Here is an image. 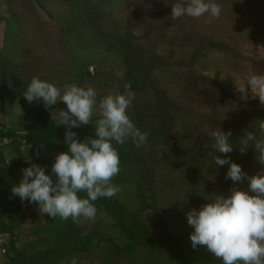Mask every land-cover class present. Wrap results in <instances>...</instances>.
Listing matches in <instances>:
<instances>
[{
    "label": "rangeland",
    "instance_id": "374dc122",
    "mask_svg": "<svg viewBox=\"0 0 264 264\" xmlns=\"http://www.w3.org/2000/svg\"><path fill=\"white\" fill-rule=\"evenodd\" d=\"M177 2L0 0V85L2 75L6 85L0 125L20 133L24 116L44 105L42 99L29 103L23 96L31 79L38 77L58 86L61 94L71 84L96 91L90 124L77 128L82 131L81 141L95 138L99 101L136 85L127 111L141 132L147 133V141L140 148L128 141L134 159L146 167V204L154 202L166 211L163 220L168 232L184 237L183 246L191 247L194 229L186 213L193 208L183 204V195L196 194L204 204L209 202L206 197L223 196L220 176L210 169L217 166L215 156L226 158V154L215 151L209 134L219 129L242 133L243 117L264 106L260 101L264 92L251 83L254 76L264 77L260 65L264 61V0H216L222 7L218 19L206 14L173 20L171 8ZM131 69L145 84L127 82L125 76ZM87 71L90 75L78 82ZM53 106L50 115L55 121L60 109L67 107L59 99ZM245 147L242 140L240 151L233 148L227 156L239 160ZM4 156L6 162L22 160L27 167L33 163L44 167L45 174L56 180L48 165L50 156L40 147L22 142L20 149L8 148ZM256 163L257 167L243 172L249 177L257 174L264 165ZM23 169L14 172L18 183ZM112 183L119 188L114 196L133 210L141 208L135 185ZM230 183L248 190L247 180L234 185L230 179ZM151 215L146 210L139 219L151 226ZM22 220L17 248L36 239L32 231L44 225V214L37 207L25 212ZM113 224L100 210L94 220L81 218L78 223L83 235L96 228L103 237L122 245L125 239ZM154 251L138 248L128 259L112 256L110 246L99 243L89 253L69 257L62 264H154L149 259ZM193 258L196 264H222L206 247L194 252ZM5 261L0 247V264Z\"/></svg>",
    "mask_w": 264,
    "mask_h": 264
},
{
    "label": "clouds",
    "instance_id": "9594fccd",
    "mask_svg": "<svg viewBox=\"0 0 264 264\" xmlns=\"http://www.w3.org/2000/svg\"><path fill=\"white\" fill-rule=\"evenodd\" d=\"M221 12L222 7L216 0H178L172 5L171 17L179 20L184 16L200 18L207 14L218 19ZM251 83L264 92V77L254 76ZM23 96L29 103L42 99L46 110L58 99L66 105V111H59L57 127L63 125L67 129L68 151L55 157L51 168L55 182L45 174L44 167L33 163L22 170V179L12 187V194L22 202L37 204L41 215L59 216L63 220L71 218L74 223H79L81 218L94 220L97 208L93 202L101 197L111 198L119 191L112 183L120 172V156L113 141L123 145L131 139L137 148L147 141V133L141 132L128 115L135 94L128 86L124 94L103 97L98 105L101 115L94 128L95 138L90 136L83 141L71 129L90 124L97 106V93L92 87L65 85L61 94L55 84L33 77ZM260 101L264 103V99ZM260 134L261 138L257 140L253 133L246 132L245 149L253 143L256 159L264 165V123L260 124ZM231 135V131L220 129L209 134L214 140L215 151L226 154V158L215 156L214 163L229 166L226 179H231L234 185L247 180L248 190L234 186L227 198L206 197L209 202L200 210H189L186 220L194 229L189 239L193 249L206 247L222 264H264V168L249 177L240 165L231 162L227 156L233 151L229 143ZM81 192L86 193V198L79 195Z\"/></svg>",
    "mask_w": 264,
    "mask_h": 264
},
{
    "label": "trees",
    "instance_id": "16d2710c",
    "mask_svg": "<svg viewBox=\"0 0 264 264\" xmlns=\"http://www.w3.org/2000/svg\"><path fill=\"white\" fill-rule=\"evenodd\" d=\"M260 65L264 67V61ZM87 75H90V72L81 75L77 81L83 82ZM125 77L127 82L132 84L137 81L145 84L143 79L135 76L132 69ZM1 80L0 111L3 109V93L6 88L4 75L1 76ZM130 88L135 90L137 87L131 85ZM51 108L46 110L43 105L33 115H25V125L20 133L0 125V238L4 239L0 247L6 259L2 264H62L69 257L89 253L99 243L109 245L112 256L130 259L138 248H153L155 251L149 259L154 264H196L193 254L203 246H198L196 249L192 246L184 247V237L170 234L164 226L163 214L166 211H160L154 202L146 204L145 190L149 188L146 167L142 162L134 159L128 140L123 145H116L117 143L113 141L120 156V172L112 182L135 185L137 195L142 202L141 208L133 210L116 196L101 197L93 202L97 210L112 219L118 234L125 239L124 244L120 245L112 238L103 237L96 228L83 235L78 223H74L71 218L63 220L59 216L51 218L44 214V225L32 231V236H36V239L21 248L16 247L17 230L23 221L22 215L37 208L38 205L28 201L22 202L19 197L12 194V187L19 184L14 172L26 168L28 163L22 160L6 162L4 151L9 148L15 152L22 147V142L31 144L33 148L40 147L50 156L48 165L52 168L55 157L61 152H67L68 146L65 143L67 129L63 125L57 127L59 119L53 121L50 115ZM243 123L242 133L235 129L230 130L232 135L229 137V143L238 152L246 132L253 133L257 140L261 138L260 124L264 123V106L245 115ZM71 131L76 132L80 140L83 139L81 130L72 128ZM253 147L254 144L250 142L247 149L241 153L242 157L231 162L240 165L243 171L253 166L257 167L256 150ZM33 161L39 163V159ZM228 167V165L215 166L210 169L211 172L219 174V188L225 198L230 196L232 188L230 179H226ZM79 195L86 198V193L81 192ZM183 204L197 211L204 205L199 196L193 193L183 195ZM146 210L152 211L151 226H147L139 219L140 213Z\"/></svg>",
    "mask_w": 264,
    "mask_h": 264
},
{
    "label": "built area",
    "instance_id": "2783aa9c",
    "mask_svg": "<svg viewBox=\"0 0 264 264\" xmlns=\"http://www.w3.org/2000/svg\"><path fill=\"white\" fill-rule=\"evenodd\" d=\"M1 242L3 243V242H4V239L1 238V239H0V243H1Z\"/></svg>",
    "mask_w": 264,
    "mask_h": 264
}]
</instances>
